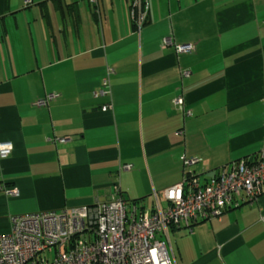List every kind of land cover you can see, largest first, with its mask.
Wrapping results in <instances>:
<instances>
[{
	"label": "crops",
	"instance_id": "0c3cea01",
	"mask_svg": "<svg viewBox=\"0 0 264 264\" xmlns=\"http://www.w3.org/2000/svg\"><path fill=\"white\" fill-rule=\"evenodd\" d=\"M131 3L0 0V141L14 144L0 158V235L15 214L117 196L149 213L186 173L205 183L264 149V0H148L141 31ZM169 236L177 264H264V188Z\"/></svg>",
	"mask_w": 264,
	"mask_h": 264
},
{
	"label": "built area",
	"instance_id": "2783aa9c",
	"mask_svg": "<svg viewBox=\"0 0 264 264\" xmlns=\"http://www.w3.org/2000/svg\"><path fill=\"white\" fill-rule=\"evenodd\" d=\"M148 13V0H132L130 15L138 31L144 27ZM164 45H172L178 52L195 50V43L177 44L171 37ZM111 72L107 67L101 93H110ZM55 96L48 93L35 103L47 106ZM174 103L186 115L191 114L184 107L182 95ZM109 107L111 104L102 108ZM67 140L52 139L56 143ZM13 148L11 140L0 141V158L8 157ZM196 161L185 159L187 165ZM130 168V164L122 163L118 174ZM263 188L264 149L254 159L232 161L205 183L192 172L186 173L181 182L162 191L165 204L154 192L153 211L149 213L117 196L89 205L15 214L10 217L11 231L0 235V264H177L170 227H191L199 220L220 217L240 199L256 198ZM5 189L8 194H19L17 187Z\"/></svg>",
	"mask_w": 264,
	"mask_h": 264
},
{
	"label": "trees",
	"instance_id": "16d2710c",
	"mask_svg": "<svg viewBox=\"0 0 264 264\" xmlns=\"http://www.w3.org/2000/svg\"><path fill=\"white\" fill-rule=\"evenodd\" d=\"M191 178H192V177H191ZM191 178H189V180H190ZM126 201H127V200H126ZM127 203L130 204V205H131V204H137V205H138V203H139V199H138V200L135 199L134 201H131V202L127 201Z\"/></svg>",
	"mask_w": 264,
	"mask_h": 264
},
{
	"label": "rangeland",
	"instance_id": "374dc122",
	"mask_svg": "<svg viewBox=\"0 0 264 264\" xmlns=\"http://www.w3.org/2000/svg\"><path fill=\"white\" fill-rule=\"evenodd\" d=\"M190 228V227H189Z\"/></svg>",
	"mask_w": 264,
	"mask_h": 264
}]
</instances>
